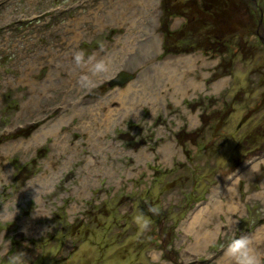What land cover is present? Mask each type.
<instances>
[{"label":"rangeland","instance_id":"obj_1","mask_svg":"<svg viewBox=\"0 0 264 264\" xmlns=\"http://www.w3.org/2000/svg\"><path fill=\"white\" fill-rule=\"evenodd\" d=\"M122 1L0 0V251L10 241L28 264H225L222 246L246 234L264 258V0H157L160 50L128 65L119 86L141 83L129 104L105 73L81 87L73 63L77 50L135 56L133 23H110ZM192 54L182 79L198 88L175 92L168 75L160 87L154 67Z\"/></svg>","mask_w":264,"mask_h":264},{"label":"bare ground","instance_id":"obj_2","mask_svg":"<svg viewBox=\"0 0 264 264\" xmlns=\"http://www.w3.org/2000/svg\"><path fill=\"white\" fill-rule=\"evenodd\" d=\"M136 1H137L136 6H133L131 3H128L127 0H123L122 2H120V4H122L123 6L119 14L123 16H117L115 18H112V20H110V23H113V25L123 24V22H125L126 20L128 24L133 23V24H130V26L128 27L129 29L127 28L129 31L126 36H123V39H124L123 43L124 45L126 44V47H128V51L135 49L134 51L136 52V54L135 56H131L129 59H122V62H118V63L114 62L116 64L113 63L112 58H108L109 70L108 72L105 73V75L102 78V80H110L114 85H117V87H115L110 92V95H111L110 97L117 96L115 94H122V96H119L121 97L119 98V100L122 102H125V100L127 99L128 104L131 101L130 93L139 90L141 87L140 77H138L134 86H132L133 83L132 84L127 83L124 87L119 86V85L126 83L127 81H130L131 78L133 79L134 77V74H130L132 72L129 69H127L128 65H131L132 63L137 64V63L144 62L142 55L138 54L137 52L141 53V51H143L145 55H148L149 57H151L152 55L159 52L160 50V39L158 35L159 33L158 32H157L158 34L156 33V28L158 27L157 21H156L157 0H136ZM131 2H134V0H132ZM131 5H132V8H130ZM142 7L148 8L147 10H149L150 7L155 8V10L151 12L150 17L145 19V20H148V26L145 27V31L139 29L137 25H134V18L139 17L140 9H142ZM135 9H137L139 12L135 13L134 11ZM120 19H123V21H120ZM176 20H179V19H176ZM176 24L177 23L175 22V25ZM125 25H126V22H125ZM199 58L201 57L198 54L181 56L178 58L179 59L178 64H177L178 66L168 63V64L162 65L164 69H161L160 65H156L153 69V73L155 74L157 79L164 78L162 81H159L160 87L167 86L166 76L168 75L167 77V79L169 80L168 82H170L174 86L175 92L185 93L187 91L185 87L187 86L188 88L189 87L198 88L199 85L195 81H190L188 79L189 83L184 82L182 79L183 73L181 72H184L185 70L189 69L191 66L189 63H193L196 59H199ZM187 62H188V65H185ZM143 97L144 95L140 99L143 100L144 99ZM145 98H148L153 102L158 101V97L155 94L149 95L148 97H145ZM220 201L223 202L222 199H220ZM228 201H230V199H228ZM217 204H221V203H217ZM228 207L230 209L233 208L231 205H229ZM192 256L193 255L191 253L185 252L186 260H191Z\"/></svg>","mask_w":264,"mask_h":264},{"label":"clouds","instance_id":"obj_3","mask_svg":"<svg viewBox=\"0 0 264 264\" xmlns=\"http://www.w3.org/2000/svg\"><path fill=\"white\" fill-rule=\"evenodd\" d=\"M102 47V45H101ZM73 63L76 69L81 70L78 83L81 87L91 90L97 86L94 76L106 73L109 70V60L107 57L96 58L95 54L87 55L82 50H77L73 53ZM155 215L159 214L160 209L158 207H152L149 209ZM135 222L138 224L141 231H146L150 226L149 218L139 213L135 217ZM222 233L217 230V238ZM254 237L249 235H233L225 245L222 246V258L225 264H264V258H262L254 247ZM10 241L5 246L3 251H0V259L5 261V264H28L23 252H13L9 254ZM152 258L158 259V254L153 252Z\"/></svg>","mask_w":264,"mask_h":264},{"label":"trees","instance_id":"obj_4","mask_svg":"<svg viewBox=\"0 0 264 264\" xmlns=\"http://www.w3.org/2000/svg\"><path fill=\"white\" fill-rule=\"evenodd\" d=\"M169 34V33H168Z\"/></svg>","mask_w":264,"mask_h":264}]
</instances>
